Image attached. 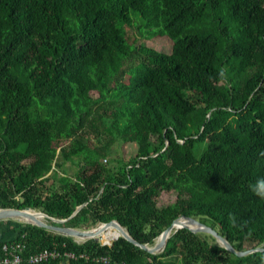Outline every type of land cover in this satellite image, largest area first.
I'll use <instances>...</instances> for the list:
<instances>
[{"label": "trees", "instance_id": "1", "mask_svg": "<svg viewBox=\"0 0 264 264\" xmlns=\"http://www.w3.org/2000/svg\"><path fill=\"white\" fill-rule=\"evenodd\" d=\"M132 25L169 50L129 41ZM117 141L135 154L115 156ZM261 152L264 0H0V208L67 218L82 205L64 225L114 219L148 245L191 216L235 250L264 247V199L249 189ZM162 192L175 199L159 204ZM10 229L0 246L58 253L21 264H264V249L239 256L188 228L157 253L122 236Z\"/></svg>", "mask_w": 264, "mask_h": 264}, {"label": "water", "instance_id": "2", "mask_svg": "<svg viewBox=\"0 0 264 264\" xmlns=\"http://www.w3.org/2000/svg\"><path fill=\"white\" fill-rule=\"evenodd\" d=\"M82 205H78L75 207L73 212L67 218H54L48 216L46 213L31 209L29 207H7V208H0V220L3 219H23L24 222L34 224L40 227H44L48 230H51L56 233H60L66 236H70L72 238H80V239H88V238H96L99 232L108 225H114L120 230L119 236L124 237L126 240L132 242L133 244L137 245L138 247L147 250L150 253H157L161 252L165 246V242L167 237L169 236L171 231H175L178 228H188L193 232H206L211 234L225 249L235 253L236 255L242 256L253 251H261L264 247H255V248H248L244 250H235L231 244L220 235L215 229L212 227L202 223L198 219L191 217V216H180L175 218L165 229L161 231L156 241L153 245H148L146 243H140L132 238L127 230L119 224L118 221L111 219L107 222H101L96 227H92L90 229H80L75 228L72 226H66L64 223L76 212L81 208ZM116 239V238H115ZM112 242L108 243L111 244ZM102 244H106L102 243Z\"/></svg>", "mask_w": 264, "mask_h": 264}, {"label": "rangeland", "instance_id": "3", "mask_svg": "<svg viewBox=\"0 0 264 264\" xmlns=\"http://www.w3.org/2000/svg\"><path fill=\"white\" fill-rule=\"evenodd\" d=\"M127 35L129 36V41H134L136 44H144L154 49L163 50V51H167L170 48V41L166 36L163 35L148 36L146 33L141 34L140 32H138V30L134 25H132L131 28L127 31ZM62 145H64V142L59 143L57 147L59 148ZM112 148L114 150L115 156H119L124 160H127L135 154L137 145L133 142L117 141L113 144ZM32 160H33L32 157L27 158V162H32ZM66 168L68 169V172L70 174L74 173L76 169L71 162L66 163ZM174 199H175L174 192H162L158 199V203L165 204L173 201ZM2 221H4V223L7 221L10 222V226H5L3 224L0 225V231H2V233H0V237L2 238H8L10 236L11 229L9 227H13L14 225H17L20 222L22 223L24 222L23 219L19 220L14 218L6 219V220L4 219ZM96 238L100 243H105V241H103L99 235ZM73 239L79 242L83 241V239L80 238H73ZM157 240L158 238L155 239V242ZM106 244L108 243L106 242Z\"/></svg>", "mask_w": 264, "mask_h": 264}, {"label": "built area", "instance_id": "4", "mask_svg": "<svg viewBox=\"0 0 264 264\" xmlns=\"http://www.w3.org/2000/svg\"><path fill=\"white\" fill-rule=\"evenodd\" d=\"M23 244L20 241L3 243L0 246V264H21L23 261L28 263H38L49 257L58 255L54 249H41L40 251L28 253L22 256ZM67 257H74L72 253H66ZM105 260V259H104Z\"/></svg>", "mask_w": 264, "mask_h": 264}, {"label": "clouds", "instance_id": "5", "mask_svg": "<svg viewBox=\"0 0 264 264\" xmlns=\"http://www.w3.org/2000/svg\"><path fill=\"white\" fill-rule=\"evenodd\" d=\"M219 76L222 81L227 79V70L226 69H221L219 72ZM261 156H264V152L260 153ZM250 191L256 195L257 197L264 199V177H259L255 180L254 183L249 185ZM229 220L232 223H235V216L232 214H229Z\"/></svg>", "mask_w": 264, "mask_h": 264}, {"label": "bare ground", "instance_id": "6", "mask_svg": "<svg viewBox=\"0 0 264 264\" xmlns=\"http://www.w3.org/2000/svg\"><path fill=\"white\" fill-rule=\"evenodd\" d=\"M120 234V230L114 225H108L99 232L101 239L107 243H110ZM159 239V238H158ZM158 241V240H157ZM25 255V254H24Z\"/></svg>", "mask_w": 264, "mask_h": 264}, {"label": "crops", "instance_id": "7", "mask_svg": "<svg viewBox=\"0 0 264 264\" xmlns=\"http://www.w3.org/2000/svg\"><path fill=\"white\" fill-rule=\"evenodd\" d=\"M3 220H4V219H3ZM5 220H6V219H5ZM6 223H7V222H5V225H6ZM7 226H10L9 223H7ZM9 228H11V227H9Z\"/></svg>", "mask_w": 264, "mask_h": 264}]
</instances>
